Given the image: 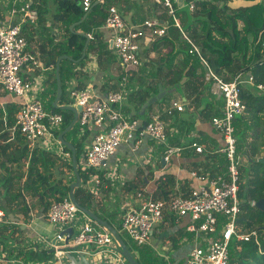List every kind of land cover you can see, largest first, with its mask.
Returning <instances> with one entry per match:
<instances>
[{"label":"built area","instance_id":"obj_1","mask_svg":"<svg viewBox=\"0 0 264 264\" xmlns=\"http://www.w3.org/2000/svg\"><path fill=\"white\" fill-rule=\"evenodd\" d=\"M154 4L163 6L170 16L175 18L172 0H151ZM213 0H191L190 11L195 10L196 2ZM9 3L10 1L7 0ZM40 1L12 0L10 20L0 19V86L10 95L19 98V110L16 125L25 135L31 147L40 145L49 152H54L55 145L61 148L59 156L71 162V154L63 150L57 133L61 130L64 117L60 113L48 111L40 100L44 92L42 77L27 80L22 72L29 65L38 66V62L27 53L28 41L24 35L25 24L36 26L40 12L36 6ZM84 13L92 9L93 0H81ZM1 6V1H0ZM15 18H20L19 21ZM177 27L180 22L175 18ZM104 26L112 32V48L116 52L120 65L125 70L138 71L142 66L141 41L152 40L166 35L167 25L158 18L147 20L141 26L127 25L121 11L116 6H110ZM91 37V36H90ZM185 39L191 45L190 54L199 56L207 70V82L210 93L220 96L223 109L220 116L212 118V126L223 136L224 147L221 153L226 160V171L216 173H200L192 171L190 177L195 181L190 194L186 197L143 200L145 193H139L141 202L132 208L124 217L122 230L137 247L149 245L152 234L163 219L165 210L179 218L189 217L192 223L187 231L204 236V246L195 248L187 264H230V242L237 238L246 242L254 240L258 245L257 230L239 234L238 223L242 212L243 200L240 199V181L242 158L238 151L235 121L243 115L246 106L242 99L243 91L250 86L259 95L264 96V84L256 83L252 75L237 74L231 81H225L215 74L207 61L202 57L200 48L187 36ZM127 75L122 77L126 84ZM81 88L70 91L75 106L81 107L78 125L80 136L89 138L84 147V172H94L89 175L95 185L102 183L99 172L106 167L109 160L117 153L123 144H133L138 150L146 138L165 147L163 161L168 164L171 159L181 153L182 148L170 146L165 122L155 115L151 121L143 123L136 116L133 105L127 100L130 91H109L105 96L98 95L90 81L84 82ZM131 109L134 116L123 112V108ZM184 111V103L172 102L168 114ZM197 153L204 154L206 149L198 141L190 145ZM203 171V170H202ZM112 185L117 177L110 179ZM255 207L256 201L251 202ZM79 214H82L78 219ZM4 212L0 210V221ZM48 223L59 226V232L53 244H48L54 252L55 263L74 264L71 255L80 249L88 251L96 248L99 254L109 257L112 264H129L120 252V246L115 237L104 227L94 222L82 213L69 199L52 205L46 215ZM72 228L73 235L67 230ZM67 240H69L67 242ZM44 243L45 240H43ZM51 243V242H48ZM68 248V249H67ZM72 250V251H70ZM88 256H95L86 253ZM67 257V258H66ZM0 264H39L26 263L17 258H9L6 253H0ZM53 264V263H52Z\"/></svg>","mask_w":264,"mask_h":264},{"label":"trees","instance_id":"obj_2","mask_svg":"<svg viewBox=\"0 0 264 264\" xmlns=\"http://www.w3.org/2000/svg\"><path fill=\"white\" fill-rule=\"evenodd\" d=\"M63 1L58 0L59 3ZM172 1L175 18L180 21V28L177 27L175 18L164 9L165 12L163 11V16L159 19L167 24L166 35L152 42L147 52L143 53L142 50L143 55L141 53L142 61L145 58L144 54L150 57V53H155L156 59L143 63L138 71L127 76L125 88L129 91L133 90L128 97L137 113L149 99L159 93L160 85L167 89L174 88L181 85L185 78L187 81L181 85V88L192 104L200 103L205 94H210L207 70L198 55L190 54L192 47L184 34L200 47L201 55L207 61L209 68L225 81H231L237 74L244 72L252 75L257 84H264V0L198 1L194 11H190L188 6L191 0ZM178 1L183 8L177 5ZM64 4L58 7V20L64 21L68 12L74 17L64 21L68 26V37L61 46L62 54L79 60L87 38L72 33L70 26L81 21L85 13L71 0H66ZM36 6L41 13V4ZM154 6L159 5L154 4ZM104 22H95V25L99 28ZM87 23L94 24V22L85 20L81 25L84 30L89 31L86 27ZM101 36L99 32L95 34L94 40L90 41L91 44L88 46L86 58L79 64L82 65L89 59L90 51H96L98 47L102 49L107 47L102 43L95 46L96 40ZM177 43L179 49L175 51ZM54 59L52 57L49 62L54 64ZM179 59L182 61L178 64ZM67 65L71 67L72 63L64 61L60 66L63 89L60 106L73 105L66 97V88L70 79L76 74L72 73V69L66 67ZM44 95L50 97L45 108L64 117L61 130L57 133L59 136L74 120V113L54 107L57 97V78L51 81V90ZM6 96L8 93L0 86V100L7 101L0 102V149L2 147L6 151L4 158L0 150V210L4 212L3 220L0 221V253H6L9 258L15 257L26 263H53L54 252L41 249L28 237L25 227L21 225L30 219L31 213L41 212L47 215L52 205L70 200L71 185L76 178L74 176L67 178L64 175L67 172L74 175V168L72 164L60 161L56 154L50 153L44 147L30 146L25 135L16 125L20 104L16 100H7ZM170 96L172 95H167L156 104L164 103ZM242 99L246 110L236 119L235 127L236 135L240 136L239 151L243 147L241 143L247 147V165L242 166L240 170L239 197L243 200V204L238 232L244 234L257 228L260 245L254 240L246 242L237 238L232 239L229 246L230 264H264V213L251 205L252 201L257 202L264 197V164L258 161L264 157V96L248 88L243 91ZM218 101L207 103L200 115L207 114L208 118L220 116L221 103ZM152 107H149V111ZM165 108L163 115L170 118L182 113L175 110L169 115ZM135 117L145 118L138 114ZM64 138L76 148L78 170L84 184L94 172H84L79 165L80 158L84 156L83 143L86 138L80 136L78 123ZM64 148L66 152L72 154L71 150ZM17 165L19 168L13 170ZM22 165L27 169L21 170ZM7 167H10L11 172L4 176L2 171ZM170 185L167 180H162L160 190L165 198L171 194L165 190V187ZM74 195L83 208L93 210L92 195L87 188L81 185L74 190ZM2 200L4 203L1 202ZM19 216L23 217V223L17 220ZM119 231L121 233V230ZM121 236L137 261L143 264L138 259V254L144 247H137L135 244L131 246L122 234ZM148 254L150 264H155L156 259L153 254Z\"/></svg>","mask_w":264,"mask_h":264},{"label":"crops","instance_id":"obj_3","mask_svg":"<svg viewBox=\"0 0 264 264\" xmlns=\"http://www.w3.org/2000/svg\"><path fill=\"white\" fill-rule=\"evenodd\" d=\"M37 1H40L42 8L40 19L36 26H28L25 24L23 29L24 35L28 41L27 53L34 57L38 62V66L29 65V67H26L22 72L23 77L27 80L42 77L44 83V92L42 95L47 92L49 93L51 90V81L57 78V62L60 58L67 56L69 58H63L60 66L64 61H70L72 63L71 66L74 64L73 72L76 74L74 78L70 80L67 89L68 91L75 88H81L83 83L80 80H84V82L90 81L95 92L101 97L105 96L109 91H120L117 90L118 83L115 84L114 80L111 82L107 81L111 78V74L114 75V73L107 70L109 62L104 61L101 57L104 51L107 52L105 47L103 49L98 47L96 51H90L88 54L89 59L84 62L83 65L85 66L82 68H79L81 65L79 63L83 60L77 62L78 60H74L70 56L62 54L61 46L66 42L68 37V26L64 21L74 17L68 12L66 13V19H64V21L58 20L57 18L59 12L58 7L66 3V0H64L63 3H59L58 0ZM71 1L77 3V5V1L81 3L80 0ZM9 5L12 8V1L9 2ZM177 5L180 8H183L179 1L177 2ZM110 6H116L121 11L127 25L129 26H141L147 20L155 18L159 19V17L163 16V11L165 12L163 6L156 7L151 0H93L91 11L85 13L83 16L84 18L85 15H88L85 20H91L94 22V24L87 23L86 27H88L89 31L84 30V27L81 26L85 21L83 18L81 21L72 23L70 31L76 35H88L87 40H89V44H91L90 41L94 40V36L97 32L101 33L102 36L99 40H96L95 46L102 43V45L107 46L114 55L117 54L111 45L112 32L104 26V21L105 18H107L106 16L108 15V9ZM4 8L5 6L1 4L0 19L9 22L11 17L10 11H3ZM80 8L83 10L82 4H80ZM146 9H148L149 12ZM15 19L19 21L20 18ZM95 22L104 23L101 27L97 28ZM163 23L166 24L165 22ZM185 36L186 35L184 34V37ZM156 39L158 38L153 37L152 40L141 41V49L143 50V53L148 51L152 45L151 43ZM178 46L179 44L177 43L174 48L175 51H178ZM156 56L155 53H150L151 59H156ZM52 57L55 58L54 64L49 62ZM144 57L145 62L143 61V63L148 62L145 54ZM181 61L182 59H179L177 63L179 64ZM66 67L70 66L67 65ZM243 74L248 76L247 73L243 72ZM186 81L187 79L185 78L182 83L184 84ZM122 83V89L126 90V92L129 91L125 88L126 84L124 82ZM248 88L251 87L247 86L246 89ZM164 89L169 90L172 88ZM132 92L133 90L131 89L128 96ZM174 94H177V96H174ZM174 94H171L172 96L168 97L164 103L154 104L150 111L148 109L145 116H141L145 118H140L139 120L145 123L151 121L152 117L155 115H158L161 118L164 108L166 107L165 109L168 110L172 102L176 101L184 103V111L182 113L177 114L174 118H170L166 115H163L162 117L165 121L169 145L182 148L181 153L175 155L171 159V162L166 164L163 161L165 147L159 146L149 138L144 140L138 150H134L133 144H123L119 147L117 153L109 160L102 172L98 174L102 180L101 185H95L92 180V182L88 181L87 183L81 184L87 188L92 195L91 201L93 210L90 211L102 220L107 221L119 233V230L123 231L122 222L126 214L132 208L137 207L141 202V199L138 196L140 192L143 191L145 193L143 200L167 199L166 201H169L173 198L186 197L190 194L193 186L196 185L195 181L190 177L192 171H199L201 174L203 172L212 173L214 175L226 171L227 163L225 157L221 153H217V151L224 147V138L212 126V118H208L207 114L200 115V112L207 106V103L216 100H219L218 102L221 103L222 110V98L220 96H213L210 93L211 95L205 94L201 98L200 103L192 104L191 100L185 96L182 88ZM128 96L127 101L129 102ZM6 98L7 100L10 99V101L16 100L19 102V98L10 94H8ZM1 101L3 100H0V102ZM123 109V112L130 117L136 114H134V112H137L134 106V112L126 107ZM5 136H7V133ZM193 141H198L201 146L206 149V152L200 154L193 148H190L189 145ZM88 142L89 138L84 141L83 146L85 147ZM0 150L5 158V150L2 147ZM63 150L65 151L64 147ZM54 151H56V153L53 151L50 153L56 154L60 161L66 164H72V154L70 162L64 160L63 156H59L61 148L57 145H55ZM57 151H59V153H57ZM79 165L80 167L83 165V156L79 160ZM16 167L19 168L17 165L13 167V170H15ZM9 169L10 167H7L5 171H2L4 176L11 172ZM25 169L27 168L22 165L21 170L24 171ZM64 176L72 178L73 176L75 177V173L72 175V173L67 172ZM112 177H117V181L113 185L110 181ZM163 179L171 184L170 186L165 187V190L171 192L168 198H165L160 190ZM17 220L22 223L24 222L22 216H19ZM191 223L192 221L189 217L179 218L168 209L165 210L163 219L157 224L149 245L141 250V253L138 254V259L142 261L143 264H150L148 253H152L153 257L156 259L155 264H187L191 252L197 247H203L205 241L203 235L187 231V228ZM21 226H23V228L25 227L28 237L35 244H38L41 249L53 252L48 244L54 243L59 231L53 232L50 239L46 236V232H49V228L54 230L53 225L48 223L46 214L41 212H38V214L31 213L30 219L25 221ZM43 240H45L46 243H44ZM83 250L85 249L77 250L71 255L70 258L74 264H112L110 258L99 254L96 248H91L85 252ZM86 253H92L95 256H88ZM53 264H55V261Z\"/></svg>","mask_w":264,"mask_h":264},{"label":"water","instance_id":"obj_4","mask_svg":"<svg viewBox=\"0 0 264 264\" xmlns=\"http://www.w3.org/2000/svg\"><path fill=\"white\" fill-rule=\"evenodd\" d=\"M81 3L78 2V6H80ZM88 15H85V17L83 18V20L86 19ZM83 37L88 38V35L86 34H77ZM89 45V40L86 41L84 50H83V55L81 57L80 60H78L77 62H80L82 60H84V58L86 57V52H87V47ZM111 45H113V42L111 43ZM66 59L69 58L67 56H64L62 58H60L57 62V70H56V74H57V97L55 99L54 102V107L55 108H59L63 111H71L74 113V120L71 122V124L59 135V140L61 142V144L68 148L69 150H71L72 152V165L74 168V173H75V177H76V181L71 185V189H70V200L78 207V209L86 214L87 216H89L94 222H96L97 224H99L100 226H103L104 228H106L108 231H110L113 236L115 237V239L117 240L119 246H120V252L121 254L125 257V259L127 260V262L129 264H140L137 259L134 257L133 253L131 252V250L129 249L128 245L126 244V242L124 241V239L121 237L120 233L114 228L112 227L107 221L102 220L100 217H98L96 214H94L93 212H91L88 209L83 208L76 200L75 195H74V190L76 188L81 187L82 184V180H81V176L78 170V161H77V151L76 148L73 144H71L70 142L66 141L64 136L72 130V128L77 124L78 122V118H79V113L81 112V107L80 106H59V102L61 100L62 94H63V89H62V81H61V77H60V63L62 59ZM183 84V83H182ZM181 84V85H182ZM181 85L176 86L175 88L169 89V90H165L163 85L159 86V93L152 97L151 99H149L141 108V110L138 112L139 116H145L149 107L153 106L154 104L161 102L167 95H171L174 94L178 91H180L181 89ZM252 160H250L251 162ZM260 163L264 164V157L258 160ZM256 209H258L259 211L264 213V197L261 198L260 200H258L256 202L255 205ZM67 233L72 236L73 235V230L72 228L67 230ZM69 240H67L68 242ZM55 264H59L58 262H56Z\"/></svg>","mask_w":264,"mask_h":264},{"label":"rangeland","instance_id":"obj_5","mask_svg":"<svg viewBox=\"0 0 264 264\" xmlns=\"http://www.w3.org/2000/svg\"><path fill=\"white\" fill-rule=\"evenodd\" d=\"M1 1V4L3 5V6H5V8H4V10L3 11H5V10H7L8 12L10 11V9H11V6L9 5V3L7 2V0H0ZM10 2L12 1V0H9ZM148 12H149V10L148 9H146ZM154 41V40H153ZM106 49L105 50H107V52H105L104 51V53H102V55H101V57H102V59H104V61H106V62H109V64H108V71H110V72H112V73H114V75H112L111 74V78L110 79H108L107 81L109 82H111V81H113L114 80V82H115V84L116 83H118V88H117V90H120V91H123V92H125L122 88H123V83H122V78L121 77H123L124 75H127V76H130L133 72H136V70H125V69H123L122 67H121V65H120V60H119V58H118V56L117 55H114L110 50H109V48L108 47H105ZM147 59H148V62H151V58L150 57H147ZM114 63H115V65H114ZM83 66H85V65H80L79 66V68H82ZM143 66V65H142ZM71 69H72V73H73V66H71L70 67ZM113 70V71H112ZM73 78V77H72ZM72 78L70 79V80H72ZM69 83L70 82H68V84H67V88H66V97H67V99L71 102V104H73V105H71V106H75V102H74V100L72 99V97L70 96V91H68L67 89H68V86H69ZM174 96H177V94H174ZM179 97V96H178ZM177 97V98H178ZM49 99H50V97H46L45 95H42V96H40V100H41V102L43 103V105L44 106H46V104H48V102H49ZM3 103H5V102H7V101H2ZM237 137V140H238V138H240V136L238 135V136H236ZM242 144V149H240V151H239V154H240V156H241V158H242V165H244V166H246L247 165V160H245V158H246V150H247V147L243 144V143H241ZM247 144H248V141H247ZM4 153H5V151H4ZM6 154V153H5ZM0 172H1V170H0ZM92 182L89 178L87 179V181H86V183L87 182ZM2 203H4V201L2 200L1 201ZM81 216H82V214H79V216H78V219H80L81 218ZM101 227V226H100ZM53 228H54V230L52 229V228H49V232L47 233L46 232V236L50 239L51 237H52V235H53V232H58L59 231V226H54L53 225ZM252 230H257V228H253ZM50 234V235H49ZM121 234L123 235V237L125 238V240L127 241V243L129 244V245H133L134 243L129 239V237L126 235V233H124L123 231H121ZM37 263H39V262H37ZM39 264H42V263H39Z\"/></svg>","mask_w":264,"mask_h":264}]
</instances>
